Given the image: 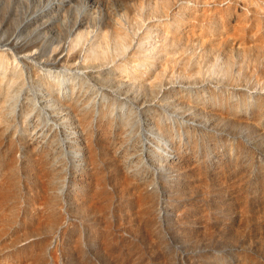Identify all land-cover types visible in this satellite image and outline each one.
Returning <instances> with one entry per match:
<instances>
[{"label": "rangeland", "instance_id": "1", "mask_svg": "<svg viewBox=\"0 0 264 264\" xmlns=\"http://www.w3.org/2000/svg\"><path fill=\"white\" fill-rule=\"evenodd\" d=\"M0 96V264H264V0H0Z\"/></svg>", "mask_w": 264, "mask_h": 264}, {"label": "bare ground", "instance_id": "2", "mask_svg": "<svg viewBox=\"0 0 264 264\" xmlns=\"http://www.w3.org/2000/svg\"><path fill=\"white\" fill-rule=\"evenodd\" d=\"M9 43H12V41L9 40ZM26 56H27L26 53L20 55V57H22V58L23 57L25 58ZM86 71H88V69H80L79 70V72H86ZM40 102H42V98L39 97L38 102H35V104H34L35 107L41 108L42 111H44L45 113L48 114V110H46V108L42 105L43 103H40ZM0 107H1L0 108V120H1L3 118V114L5 112V109L3 108V105H0ZM23 109H26V107H24ZM57 128H59L60 131L62 130V126H58ZM2 145H3V148H2ZM28 145H29V147L32 146L30 143H28ZM67 147H68V143L64 142V149L67 150ZM144 154H146V152ZM14 156H15V154H14L13 148L10 146L9 147L5 146L3 144V141L0 140V211L3 209L4 202L7 198V196L12 195L11 191L7 185V181H8V178H11L15 182V177L11 176L10 173H6L4 170H6V167L14 165V163H13L15 161ZM7 165H9V166H7ZM82 198L84 201H86L85 194L82 195Z\"/></svg>", "mask_w": 264, "mask_h": 264}]
</instances>
